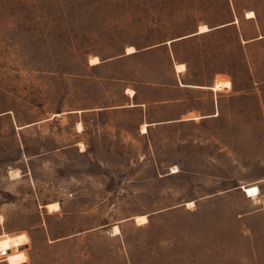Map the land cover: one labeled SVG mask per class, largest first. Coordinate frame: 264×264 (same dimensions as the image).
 <instances>
[{"label":"rangeland","instance_id":"1","mask_svg":"<svg viewBox=\"0 0 264 264\" xmlns=\"http://www.w3.org/2000/svg\"><path fill=\"white\" fill-rule=\"evenodd\" d=\"M0 264H264V0H0Z\"/></svg>","mask_w":264,"mask_h":264},{"label":"bare ground","instance_id":"2","mask_svg":"<svg viewBox=\"0 0 264 264\" xmlns=\"http://www.w3.org/2000/svg\"><path fill=\"white\" fill-rule=\"evenodd\" d=\"M256 14L254 11H250L248 12L247 14V17L248 18H253L255 17ZM210 28L207 26V25H202L201 28H200V32H206L208 31ZM128 53H134L137 51V49L134 47V46H131L128 48ZM93 63H97L99 62V59L98 57L94 58L92 60ZM179 68L181 69H184L186 67V64L185 63H180L179 65ZM201 118V113L199 110H194V111H191L189 112L188 114H186L184 117H183V120H193V119H199ZM148 131V124H144L143 125V132H147ZM246 193L248 195H254V194H258L259 193V187L257 185H252V186H245L244 187ZM55 205V203H49L48 204V207H50L51 209L53 208V206ZM56 207V206H55ZM140 220H145L146 219V215H143V216H140ZM117 227V226H116Z\"/></svg>","mask_w":264,"mask_h":264},{"label":"trees","instance_id":"3","mask_svg":"<svg viewBox=\"0 0 264 264\" xmlns=\"http://www.w3.org/2000/svg\"><path fill=\"white\" fill-rule=\"evenodd\" d=\"M163 45H165V44H161V45H153V47L152 48H155V47H158V46H163ZM140 50L139 49H137V51L135 52V53H138Z\"/></svg>","mask_w":264,"mask_h":264}]
</instances>
